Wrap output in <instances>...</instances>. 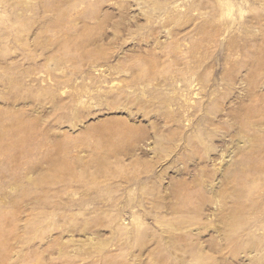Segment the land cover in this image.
<instances>
[{
    "label": "rangeland",
    "instance_id": "1",
    "mask_svg": "<svg viewBox=\"0 0 264 264\" xmlns=\"http://www.w3.org/2000/svg\"><path fill=\"white\" fill-rule=\"evenodd\" d=\"M0 264H264V0H0Z\"/></svg>",
    "mask_w": 264,
    "mask_h": 264
}]
</instances>
